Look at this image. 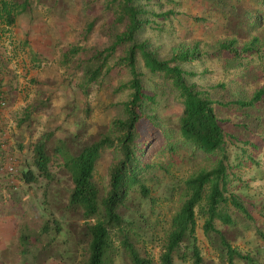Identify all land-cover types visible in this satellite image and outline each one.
<instances>
[{
  "label": "rangeland",
  "instance_id": "obj_1",
  "mask_svg": "<svg viewBox=\"0 0 264 264\" xmlns=\"http://www.w3.org/2000/svg\"><path fill=\"white\" fill-rule=\"evenodd\" d=\"M29 1L34 16L19 18L11 32L0 39V54L9 69L13 64L14 70H10L16 75H6L8 131L13 141L8 154L25 170L32 164L34 146L45 141L54 181L17 184L15 189L0 186V264H84L90 239L82 212L67 208L73 185L61 154L67 149L70 155H77L85 146L110 135L113 121L124 117L123 104L129 92L121 87L130 81L128 71L110 73L92 85H86L84 77L94 52L108 48L122 29L116 24L115 9L107 6L108 0ZM137 3L147 12L137 39L147 43L160 60L199 47L198 60L183 67L189 74L186 79L203 98L223 105L217 106V113L226 135L234 178L231 188L255 220L249 223L229 208L226 212L232 217V227L221 221H216L215 227L249 259H235V264H264V99L249 115L232 107L233 98L247 101L264 89V0ZM250 17L254 25L249 23ZM232 38L237 39L240 49L258 39L242 61V69L221 49V44ZM73 48L79 51L67 60L65 55ZM124 52L125 48H119L110 64ZM35 56L41 62L39 68L33 67ZM138 60L146 91L157 94L156 103L147 109L148 116L174 129L182 112L176 92L169 81L152 76ZM179 148L174 154L168 149L154 150L150 158H142L154 164L145 183L150 199H144L136 188L121 211L139 224L146 243L139 251L142 256L149 255L153 264H160L162 241L185 200V180L210 167L203 155L192 154L185 145ZM115 161L116 155L107 152L96 169L94 180L102 195L109 189ZM48 218L61 230L43 235ZM203 223L198 217L197 244L205 251L203 264H211L205 262L213 246L204 235ZM113 264L131 263L120 250ZM174 264L190 261L175 257Z\"/></svg>",
  "mask_w": 264,
  "mask_h": 264
},
{
  "label": "trees",
  "instance_id": "obj_2",
  "mask_svg": "<svg viewBox=\"0 0 264 264\" xmlns=\"http://www.w3.org/2000/svg\"><path fill=\"white\" fill-rule=\"evenodd\" d=\"M107 6L115 9L116 24L122 31L115 35L108 48L94 52L87 62L84 77L86 85H92L110 73L127 70L130 81L121 87V90L129 92L123 104L124 117L113 121L110 135L85 146L77 155H70L67 149H63L61 154L73 185L67 208L82 212L90 239L84 264H113L120 250L124 251L131 264H153L149 255L142 256L139 251L140 245H146L140 235L139 224L127 219L121 211L136 188L144 199H150L145 183L154 170V164L142 158H150L154 150L162 152L168 149L174 154L182 145L191 148L192 154L203 155L210 167L185 180V200L171 219L162 241L160 264H174L175 257L185 263L203 264L196 237L198 217L204 220V235L213 247L221 251L226 264H235V259L249 260L215 227L216 221L232 227V217L226 212L229 208H234L249 223L255 220L231 188L234 178L230 175L226 135L217 113V106L223 105L219 101L203 98L186 79L189 74L183 67L198 60L201 56L199 47L192 46L174 53L169 59L160 60L150 51L147 43L137 39L147 15L137 0H108ZM33 13L29 0H0V39L11 32L19 18L34 16ZM249 23L254 25L253 17H250ZM93 26L91 24L89 29L92 30ZM257 43L258 39L254 38L240 49L237 39L232 38L222 43L221 49L232 63L242 69V61ZM122 47L125 48L124 56L110 64ZM78 51L71 49L65 58L71 59ZM139 58L152 76H161L169 81L177 94L182 112L174 129L166 128L157 123L154 116H148L147 109L156 103L157 94L146 91L143 75L138 70ZM32 64L34 68L41 66L36 56ZM7 73L16 77L0 54V96L4 97L7 96ZM263 99L264 89H259L250 100L233 98L232 107L244 116L249 115L250 110L261 106ZM111 151L116 155V161L110 170L109 189L102 195L94 176L104 155ZM50 163L46 142L40 141L33 148L32 164L25 170L20 169L22 165L18 168L16 164V176L11 179L5 176L0 184L11 187L12 180L18 185H34L40 180L51 183L54 174L50 171ZM12 188H17V185ZM53 221L51 218L46 220L41 230L43 235H49L54 229L57 232L61 230L59 225L54 228Z\"/></svg>",
  "mask_w": 264,
  "mask_h": 264
},
{
  "label": "crops",
  "instance_id": "obj_3",
  "mask_svg": "<svg viewBox=\"0 0 264 264\" xmlns=\"http://www.w3.org/2000/svg\"><path fill=\"white\" fill-rule=\"evenodd\" d=\"M11 65V64H10ZM10 69L14 70V67H13V64L10 66ZM19 73V72H17ZM5 90L7 91V96H5L7 102L8 100L10 99L9 98V87L7 86L5 88ZM10 101V100H9ZM16 108V107H15ZM7 112L6 110H1L0 111V140L5 142L6 144H8V149L6 151L4 150H1L0 154V163L3 164V162H5V158L7 156V153H8V150L11 146V144L13 143L12 139H11V135L8 131V129H10L11 125L9 124L10 121L7 116ZM3 151V152H2ZM1 179H3V177H1L0 175V182L2 181ZM5 186V184H0V186ZM209 248V247H208ZM205 252V251H203ZM202 252V257H204L205 254H203ZM209 252H210V256L209 257H206V263H211V264H226L224 261H223V254L221 253L220 250L217 249V247H211L209 248ZM204 259V258H203ZM205 260V259H204Z\"/></svg>",
  "mask_w": 264,
  "mask_h": 264
},
{
  "label": "built area",
  "instance_id": "obj_4",
  "mask_svg": "<svg viewBox=\"0 0 264 264\" xmlns=\"http://www.w3.org/2000/svg\"><path fill=\"white\" fill-rule=\"evenodd\" d=\"M8 107V102L4 96H0V111L1 110H6ZM0 152L1 150L6 151L8 149V144H5V142L0 141ZM3 152V151H2ZM2 154V153H1ZM0 154V156H1ZM5 164L0 165V175L1 177L5 178V176L9 177V179L13 178L17 174V169H16V162H14V159L9 156L7 153V156L5 158ZM17 185V182L14 180L10 181V186L15 187Z\"/></svg>",
  "mask_w": 264,
  "mask_h": 264
}]
</instances>
